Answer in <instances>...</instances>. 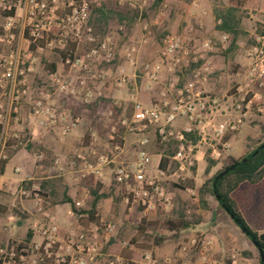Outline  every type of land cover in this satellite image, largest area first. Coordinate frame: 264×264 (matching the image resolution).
I'll list each match as a JSON object with an SVG mask.
<instances>
[{
    "label": "built area",
    "instance_id": "1",
    "mask_svg": "<svg viewBox=\"0 0 264 264\" xmlns=\"http://www.w3.org/2000/svg\"><path fill=\"white\" fill-rule=\"evenodd\" d=\"M109 2L116 6L128 4L131 8L138 9L140 15L145 5V1L137 5L132 0H0V177L1 165L7 161L9 152L24 144L23 131L18 128L16 114L28 97V76L34 71L37 55L47 50L65 51L72 44L69 55L63 61L68 68L66 79H60L56 74L50 75L53 95L59 93L74 96L83 103H89L95 90L107 82V74L99 67L112 64L116 60V53L108 38L99 39L93 34L89 18L93 8L106 6ZM159 14L162 15L163 11L160 10ZM194 32L195 28L190 25L185 26L178 34H165L155 59L135 65L134 77L138 75L148 83L155 84L160 82L164 71L181 72L190 62ZM149 36V27L143 25L138 40L124 48L125 57L131 60L136 56ZM221 40L225 42L227 35H222ZM213 49L211 41H204L197 50L202 52L198 58L204 59V53ZM118 69L117 77L113 79L120 86L119 79L125 70L121 67ZM212 70L208 62L202 68L194 69L189 79L176 91L173 101L164 97L145 106L137 100L136 93L130 95L132 114L123 125L129 132H143L153 128L155 140L160 144L176 141L177 150L171 157V162L176 167L172 176L179 180H184L185 174L190 173L196 150L204 148L210 151V155L219 156L218 150L228 149L226 139L239 130L242 118L252 108L259 113L264 112V46L251 49L247 53L245 67L237 73L239 78L245 77L246 81L236 89L233 98L235 117L225 114L222 110L223 103L206 91ZM73 73L78 75L76 80H68ZM252 85L263 92H254ZM49 101L46 96L28 100L29 114L40 126L49 127L57 137L64 138L77 128L80 119L56 109ZM178 118L185 119L187 125L175 130L174 123ZM89 140L90 148L96 145L98 137L94 131L89 133ZM144 145L145 142L140 143L133 162L119 161L123 146L116 140L113 132L110 136L109 155H100L93 147L87 154H76L72 164L74 179H102L105 170L111 168L112 181L117 187L124 189L121 200L126 210L131 213L140 209V214L145 216L152 209L150 190H158L154 178H165L166 172L153 168ZM42 159L43 156L39 153L37 160ZM54 166L57 167V162ZM184 191L194 195L192 188L187 187ZM15 193L31 201L36 211L47 219H43L36 227L38 241L21 248L9 242L0 243V264H90L103 256L105 246L115 234V223L93 224L88 229H80L61 238L58 235L59 229L46 215L47 202L40 195L39 185L25 187L21 184ZM211 245L210 240L192 236L178 246L174 255L159 260L151 251H145L141 262L195 264L188 259L190 251L194 249L203 258L202 264H213L206 258ZM120 247L126 249L127 243H120ZM231 259L236 260V256L232 254ZM106 264H129V261L122 254H117L108 256Z\"/></svg>",
    "mask_w": 264,
    "mask_h": 264
},
{
    "label": "rangeland",
    "instance_id": "2",
    "mask_svg": "<svg viewBox=\"0 0 264 264\" xmlns=\"http://www.w3.org/2000/svg\"><path fill=\"white\" fill-rule=\"evenodd\" d=\"M132 1H134V3L137 5L142 4V2L145 1V5L142 9L141 15L138 9H133L128 4H123L122 6H116L114 5L113 2H109L106 5L108 9L115 11L116 13L117 12L126 13L127 11L131 12L136 10L138 12V16L135 22L131 25V27H128L126 24L119 23L116 17H114V19L110 22L108 27V34L106 38H108L109 42L111 43V46L114 48V51L116 53V60L112 64H106L108 65L106 67H104V65H101L103 68H99L107 74L108 80L104 85H102L100 88H97L95 90L94 97L91 99L89 103H83L80 98L75 97L74 99L76 102L75 105L79 107L80 110L82 109L87 110L86 113H88V115L91 114L90 117H92L93 120L95 117L94 115H96L98 119L99 117L103 119L100 121V126H99L100 130L99 129L98 130L101 131V134L105 138V141L107 142L109 141L110 143V136L113 133L110 132V130L113 127L116 130V131L114 130V135L119 143L122 144V142L124 141L123 140L124 137L127 135H134V138H136L139 134H147L150 135V137L152 138V146L154 148H159L161 152H163L161 146H165V144H160L155 140V133L153 128H148L143 132H138V131L129 132L126 130L125 126L123 125V123L129 121L132 114V102L130 96L128 95L129 97L128 100L127 101L125 100L126 92L131 90V87L127 85V80L134 83V93L136 92V94L138 95L139 102H141V100L146 97L147 98L149 97V99L152 98L150 97L152 93H153L152 95L155 94L153 98L156 97L164 98L160 95L161 93H166L165 98H168L169 100L173 101L176 95V91L182 87L183 83L187 79H189L191 72L194 69L202 68L204 62H208L212 66L213 70L209 75L207 85H209L211 89H215L214 90L215 93H213L212 90L211 91L206 90V91L214 97L215 96L218 97L217 95H220L218 98L221 99L222 95L232 90V84L222 85V81L223 80L226 81L225 79H227V77H229L228 79L230 81L231 77L234 75L233 74L234 72L236 71L241 72L243 70L242 64L247 60V53L251 49H253L256 44H259L260 46L262 45L261 44L262 41L258 39L255 40L256 44L254 45L253 39L256 33V29L258 28V25H264V1L247 0L244 8L241 10L242 12L240 14L241 22L239 25V34L237 35L234 43H232V38L230 36H227V40L223 42L221 40L223 34H215V35L211 34V36L204 35L203 33L199 34V37L195 38L191 44L190 62L186 67L182 68L181 72H179L178 70L168 74L166 72V74L162 75L160 82L154 84V83H148L147 81L138 77V75L134 77V73L128 72L122 67L125 71L123 74H121L122 76L119 79L121 80V85L117 86L113 78L117 77L116 70L118 69V67H120V65L124 61H126V57L123 53V50L127 45L135 43L138 40L143 25H147L149 27L150 36L146 44H144L140 49L137 65L151 62L155 59L157 53L161 48V39L165 34L170 33V30L168 31L166 29L165 22H167L168 19H175L176 16H182V14H184L183 10L187 8V5H191L192 2L198 1V3L199 2L202 3L204 7H209L211 9L225 8L228 6L226 0L225 1L224 0H161L157 4V6H155L156 0H132ZM257 4L262 8L263 12L254 10ZM160 10L163 11L162 15L159 14ZM1 22H2V15L0 14V24ZM120 28H122V30H120ZM212 31L214 30L212 29ZM204 41H211L213 43L214 49L211 52H205L204 59H200L198 58V55L202 52L201 51L197 52V50L200 48L201 44ZM145 48H148L153 51L152 54L148 57L141 56ZM71 49H72V44H70L65 51L60 52V51L47 50L43 54L37 55V62L34 71L28 76L29 94L26 101L37 98L39 97L38 95H41L42 93L51 94V90H50L51 74H56L60 79H66L68 75V68L63 64V61L69 55ZM60 53H65L68 55L65 58H61ZM50 64H53L56 67L54 73L50 71L49 68ZM235 66L238 67V70L233 69V67ZM221 67L223 70L222 69L220 70ZM223 71L224 74L222 75ZM76 77H78L77 73L70 74V78H68V80H76ZM114 89H120L123 93V94L121 93V95H125V96H123L122 99L111 98L110 96L112 95ZM252 90L258 93L263 92L260 88L254 85H252ZM216 91H218L217 95H216L217 93ZM110 92L112 93L110 94ZM63 96L65 97V95L63 94L56 93L52 97L54 100V106L56 108L61 107L62 99H65ZM69 97L74 98V96H69ZM225 99L226 97L223 98V100ZM20 108L21 105L16 114V118H17L16 122L18 124L21 123L22 126L21 128H23V124L27 125L29 122L25 116V114L28 111H27V107L26 109L22 107L21 110ZM242 122H244L248 127V130L245 132L246 135H248V138L246 141V145L242 147L241 151L239 152V154L236 156L235 159H239L247 152L248 150L247 145L249 140L264 141V112L259 113L256 111L255 108H252L249 111L248 115L242 118ZM180 129H175V130H180ZM95 130L96 129L88 130V134L85 136V138L89 139V133L91 131H94L96 134H98L97 131ZM239 130H241V128H239ZM23 133L24 130L22 134ZM49 134L52 136V138L56 140V138L53 136V134H51V132ZM131 139H132L131 136L128 137V140ZM32 142L34 143L32 155L34 154L37 155L39 154V149L37 148L36 145H38L39 143L35 142L34 140ZM94 146L92 147L95 149L96 146L95 147ZM11 152L13 151H10L9 154ZM76 152L78 151L75 150L73 152H70V154L66 157L67 161H69L70 163L74 161ZM218 153H219V156L217 157L218 164L211 170L209 177L213 175L217 170H219L223 164L230 163L229 160L230 156L226 154V151L218 150ZM102 155H108V154L102 153ZM61 158L65 160L64 156L62 157L47 156V159L44 160L45 162L44 166L46 167L45 173L43 174L39 173L37 175L51 176V173H49L48 168L51 165H53L55 159H57L59 163H61L60 161ZM58 161H57V167L59 164ZM204 163L205 162L203 161H199L198 166L200 170L204 168L205 165ZM173 165L174 163L169 164L167 169L171 171ZM172 174L173 172L171 174L166 173L165 178L164 177L154 178L155 187H157L158 190L156 191L154 188L150 190V195H151L150 202L152 209L149 210L147 215L142 216L140 214V209H137L134 212L129 213L126 210L125 206H123L124 207L123 210L127 216L134 213V219L130 220L129 221L130 223L128 222L129 223V226L127 227L128 231L125 232L126 233L125 235L123 232L121 236H113L111 242L105 246L103 256L96 259L90 264H106V259L108 258V256L117 255V254H122V255L125 254L126 256L130 257V259L132 258L134 260L141 257L142 253L145 251H151L154 254L152 248L157 244V241H161V237H165L168 233H170L166 231L165 228L166 222L167 221L177 222L180 220L181 217H183L184 220L188 221L190 224L201 223V230L196 231L193 235V236H198L200 240H206V241L210 240L211 242L216 241L217 237L215 232H217L216 231L217 229L215 228V226L217 222H219L220 227H222L226 231H229V233L233 236L234 241L237 240L238 242L239 239L240 240L246 239L245 236H243V234L241 233L240 229L221 210L218 203L212 197H209L207 199V204L204 207L199 200L198 192L194 191V195H190L184 191L185 188L182 190L183 192L180 191V189L176 188L179 182L183 180L177 179L176 177L172 176ZM190 176H191L190 173L185 174L184 180L189 178ZM34 177L37 176L34 175ZM82 181L85 182L86 185L85 187L87 189L83 192L84 194L86 192L89 193L90 189H93L96 186V182H97L95 180H92V178L89 180L83 179ZM102 191L108 193L109 190L103 189ZM110 191L112 193V197L114 198V193L116 191H118V193H122L124 189L122 187H118L117 189L112 185ZM232 197L236 201L238 205V209L241 215L243 216V218L245 219L246 223L248 224V226L253 231H258L263 229L264 228V179L257 185H251L247 182L242 183L238 187V189L232 194ZM12 200L13 201H10V199L8 200L10 201L8 205L12 203L15 208L13 207L11 209L12 212L9 213H6L7 211L0 212V224H4L9 229H11L9 232V234L11 235V237L9 238L11 239L9 241L12 242V240L15 239V242H12L14 245L19 243V242L17 243V241H21V242L25 241L27 235L28 234L31 235L32 230H30V228L25 230L24 226L17 225L16 221L19 218L15 213H19L25 216L26 212H24L25 214L21 213V211L18 210V206H16V200L14 198H12ZM29 202L31 203V201ZM104 202L109 204L110 200ZM48 206L49 204L47 203L45 209H47ZM33 208L36 211L34 206ZM78 208H83V207H78ZM114 208L115 206L114 204H112L109 209L110 212H112ZM217 210H220V212L217 213ZM36 213L38 212L36 211ZM38 214L42 215L41 213ZM42 217H44L43 219H47L44 215H42L41 221L43 220ZM107 219L109 218L107 217ZM80 220L84 225V229H88L90 227L89 223H87L86 217H83ZM104 222L115 223V221L103 219L101 222L100 220H98L96 224L101 225ZM137 227L146 228V233L140 235L137 232ZM211 229L213 230V232L211 231ZM221 233L223 232H218V235L220 236ZM58 235L61 238H65L67 236L65 232H62L60 230L58 231ZM188 239L189 238H187L186 240ZM186 240L182 237L181 239H176V241L174 242V252L172 255H174V253L177 251V248L181 244V241H186ZM31 241H32V237L30 242ZM122 242L127 243L126 249H122L120 247V243ZM238 248H230L229 251L226 252L225 257L229 255L228 257L230 261L232 260L231 259L232 254H234L236 258H241L244 252L240 250L241 248L240 249ZM212 251L213 249H211L209 253H212ZM198 256H199L198 250L192 249L189 253L188 259L190 260L193 258L196 259ZM129 262L131 264H134L131 260H129Z\"/></svg>",
    "mask_w": 264,
    "mask_h": 264
},
{
    "label": "crops",
    "instance_id": "3",
    "mask_svg": "<svg viewBox=\"0 0 264 264\" xmlns=\"http://www.w3.org/2000/svg\"><path fill=\"white\" fill-rule=\"evenodd\" d=\"M225 1V0H224ZM227 1V5L229 4V0ZM264 1V0H263ZM258 8V9H257ZM215 8H209L204 7L202 3H198V1L192 2L191 5H187V8L183 10L184 14L182 16H176L175 19H168L167 22H165L166 29L172 34H178L182 31V29L185 26H193L195 28V32L193 33V38L199 37V34L204 35H210L211 34H221L218 31H216V18L214 15ZM255 11L258 10L259 12H263L262 8L257 4ZM201 25V27H199ZM212 29L214 31H212ZM193 39V40H194ZM258 40L262 41V46H264V37L257 38ZM152 50L145 48L143 50V53L141 56H150L152 54ZM140 51L137 53L136 56H133L132 59L126 58V61H124L120 67L124 68L126 71L134 73L135 71V65L138 64V58H139ZM205 63V62H204ZM247 63L244 62L242 64L243 68L245 67ZM119 67V68H120ZM222 67L220 68V70ZM233 69L238 70V67H233ZM119 69L116 70V74L119 72ZM223 70V69H222ZM167 71H164L163 75L166 74ZM237 71L234 72L233 76L231 77L229 81V77L225 79L226 81H222V85L225 84H232V90L228 91L226 94L221 96V99L218 98L220 95L218 94V91H216V95L222 104V110L225 114H229L232 117L236 116V113L234 111V108L232 107V102L234 95L236 93V89L238 87H241L245 84V77L239 78L237 76ZM168 74V72H167ZM224 74V71L222 75ZM126 83V82H125ZM110 84V83H109ZM115 84V83H114ZM111 85V84H110ZM127 85L131 87V90L126 92V101L128 100V95L134 94V83L127 80ZM116 87V86H115ZM50 90H51V83H50ZM120 89H114L111 98H120L122 99L123 96L121 95L122 91ZM206 90L211 91L215 93V89H211L209 85H206ZM137 91V90H136ZM52 92V91H51ZM136 93V92H135ZM123 94V93H122ZM153 94V93H152ZM150 95L147 98H144L141 100L140 103H142L145 106H150L151 104L161 100V97L153 98L154 95ZM166 93H161L160 96L165 97ZM39 97H49V102L51 105L54 106V100H53V94L49 93H42L41 95H38ZM157 96V95H156ZM64 97V96H63ZM137 100L138 95L136 94ZM226 97L225 100L223 98ZM65 99H62L61 101V107L55 108L59 110H63L68 112L71 116H76L80 119V124L77 126L76 129H74L68 136L64 138H59L55 135V131L53 129H50L49 127L40 126L39 123L34 119L28 111V104L26 100L21 105V108L24 107L26 109L27 107V113L25 111V116L27 120L29 121L27 125L23 124V128H21V123L18 124V128L20 130H24V133L22 134L24 136V144L19 147L17 150L13 151L12 154L8 157L7 162L3 168V172L0 177V211H7L6 213L12 212L11 209L14 207V205L11 203L8 205L10 201H13L12 198L16 200V206H18V210L21 211V213L25 214V216L19 213H15L19 219H17L16 223L17 225H22L25 227V230L30 228L32 230L31 237L32 241H38L39 238L37 236V225L41 222V216L40 214L36 213L34 210L32 204L26 200L25 198L19 197L18 194L15 193V190L21 186V184L24 186L31 184H37L40 187V182L44 177H61L63 179V183L66 187V195L71 199V201L74 203L75 207H86L88 200L90 199V195L88 192L85 194L83 193L86 189L85 182L82 181L83 179H91L97 181L96 186L99 184L101 186V192L102 190L107 189L110 191L111 186L113 185L118 189V187L114 184L112 181V169L108 168L104 172V176L102 179H96L94 177H88L83 178L79 180L74 179V175L72 174L73 171V161L70 163L67 161V156L70 154V152L78 151L77 153H89L92 149L90 148V142L89 139H86L85 136L88 134V130L90 129H96L98 135V141L96 143L95 151L102 155V153L110 154L111 148L109 146V141H105V138L102 136L99 126L100 121L103 120L102 118L94 115V120L91 116V114L88 115L87 110H80L79 107H77L75 104V97H69L65 96ZM118 100V99H117ZM20 108V110H21ZM87 108V106H86ZM92 108V107H90ZM97 117V119H96ZM25 118V119H26ZM92 120V122H91ZM94 123V124H93ZM31 124V125H30ZM187 125V121L183 118H178L174 123L175 129L183 128ZM241 130H239L234 135L228 137V149L226 150V154L229 155L231 158H236V156L241 151L242 147L246 145V141L248 138V135H246V131L248 130V127L244 122L241 123L240 127ZM99 129V130H98ZM108 130V129H107ZM115 128H111L110 132H114ZM116 131V130H115ZM53 134V136L56 138H52V136L49 134ZM27 135H29V139H27ZM132 137L131 140H128V137ZM38 142L39 144L36 145L39 149V153L43 156V159L41 162L36 161L37 155H32L33 145L34 143L32 141ZM122 142L123 146V153L119 157V161L129 163L133 162L137 156V151L140 148V143L145 142L144 149L146 152L150 155L152 160V166L153 168L159 169V163L162 158L163 152L159 148H154L152 146V138L150 135L147 134H139L136 138H134V135H127L123 139ZM31 143L32 147L28 146V144ZM207 150L204 148H200L194 152V161H195V173L192 176L193 180V187L192 189L195 192H198V190L202 187L204 182L209 176H205L204 169L206 164L204 165V168L202 170L199 169L198 163L199 161L205 162V155ZM47 156L51 157H65V160L61 158V163L57 159H55L54 163L58 161V167L51 165L48 169L49 173H51V176H38L37 174H43L46 171V167L44 166V160L47 159ZM217 154L213 155L211 154L212 158L217 159ZM229 157V158H230ZM92 158V157H90ZM63 160V161H62ZM61 169V171H59ZM37 176V177H34ZM30 184V185H31ZM29 185V186H30ZM182 191V190H180ZM183 192V191H182ZM122 193H118L116 191L114 193V198H108L101 200L96 207L97 216L99 217L100 222L105 220H112L116 223V231L114 236H121L124 232L128 231L127 227L129 226V221L134 219V213L130 215H126L124 212V205L122 203V200L120 199V196ZM10 199V201H8ZM110 200V203H106L104 201ZM80 203H83V205L80 206ZM114 204L115 208L112 212H110V206ZM15 208V207H14ZM122 212H121V211ZM220 210H217V213H219ZM5 215V214H4ZM46 215L48 216V219L53 221L54 225L62 232H65V234L69 233H75L80 229H84V225L82 223L81 216H77L75 213L72 212L70 204H60L53 206L52 208L46 209ZM107 217L109 219H107ZM44 217H42L43 219ZM112 218V219H111ZM24 219V220H23ZM129 222V223H128ZM218 223V224H217ZM216 223L215 228L217 229L216 233V241L212 242L211 249H213L212 253H209L207 255V261L209 263L213 264H261L260 263V255L257 250V248L247 239L242 240H233V236L229 233V231L224 230L222 227H220L219 222ZM96 223H89L90 225H93ZM11 229H9L6 225L0 224V243H5L8 241L9 243L13 244L12 242H15V239L10 242L9 240L11 238V235L9 234ZM201 230V223L200 224H190V226L180 231L179 233H168L165 237H161V241H157V244L152 248L155 256L161 260L164 257H167L169 255H172L174 252V242L176 239L184 238L185 240L187 238H190L194 235L196 231ZM213 232V230L211 229ZM218 232H223L221 235H218ZM257 233V236L259 237L260 241L264 243V228L258 231H254ZM7 235V236H4ZM10 235V236H9ZM244 236V235H243ZM177 237V238H176ZM239 238V237H238ZM246 238V237H245ZM4 240V241H1ZM187 241V240H186ZM181 241V243L186 242ZM240 241V243H239ZM20 243L21 241H17V243ZM30 242V243H31ZM236 243V244H235ZM235 244V245H233ZM240 247V248H238ZM230 248H238L241 251H243V256L241 258H236V260H229V255L225 257L226 252L229 251ZM129 254V253H128ZM127 254V255H128ZM229 254V253H228ZM130 258V257H128ZM226 258V259H225ZM134 264H142L141 257L138 259H130ZM190 261L195 264H202L203 258L199 255L196 259L193 258Z\"/></svg>",
    "mask_w": 264,
    "mask_h": 264
},
{
    "label": "trees",
    "instance_id": "4",
    "mask_svg": "<svg viewBox=\"0 0 264 264\" xmlns=\"http://www.w3.org/2000/svg\"><path fill=\"white\" fill-rule=\"evenodd\" d=\"M161 0H156L155 6ZM247 0H229V4L225 8H216L214 10L216 18L215 29L223 35L230 36L232 38V43L235 42L237 35L239 34V25L241 22V10L244 8ZM138 16V12L127 11L126 13L115 12L107 8V6L95 7L91 11L89 18V25L93 29V34L99 39H104L108 34V27L110 22L116 17L117 21L121 24H126L128 27L135 22ZM264 37V25H258L256 33L253 39V44L255 45V40L257 38ZM255 46H260L256 44ZM34 48V47H32ZM68 54L60 53L61 58H65ZM108 65H104L106 67ZM50 71L55 72L56 67L53 64L49 65ZM99 68H103L100 66ZM29 139V135L26 137ZM191 138V137H190ZM193 138V136H192ZM228 139H226L227 141ZM264 144V141H253L249 140L247 145V152L240 157L239 159L229 158V164H223L219 170H217L213 175L208 177L202 187L198 190L199 200L201 204L205 207L207 204V199L212 197L219 205L221 210L232 220V222L240 229L241 233L248 239L251 243L256 242L258 246L262 249L264 254V243L260 241L257 233L254 232L246 223L245 219L241 215L236 201L233 199L232 194L238 189V187L247 182L251 185H257L264 179V148L260 146ZM28 146L32 147V144L29 143ZM167 146V147H166ZM178 144L176 141H170L161 146L163 151L162 158L159 163V169L165 171L168 174H171L175 170V164L171 171L167 169L168 165L173 163L171 162V157L177 150ZM166 147V148H165ZM12 152L9 154V156ZM246 159L245 162L243 160ZM7 161L3 162L1 165V173ZM45 164V162H44ZM205 176H209L211 170L218 164V159H213L210 157V151L206 152L205 155ZM237 164L234 170L228 172L221 178H217V175L220 174L225 168ZM190 175L195 173V161L189 169ZM31 183H29L30 185ZM25 185V187H29ZM186 187H193L192 176L189 178L180 181L176 186L177 189L183 190ZM40 195L46 200L49 204L48 208L60 204H70L71 210L77 216L81 218L86 217L87 223H97L99 217L97 216L96 207L97 204L104 199L112 197V193L101 192V186L98 184L93 189H90L89 195L90 199L83 208L75 207L71 199L66 195V187L63 183L61 177H44L40 182ZM1 212V211H0ZM190 226V223L184 220L183 217L179 221H167L166 222V231L179 233L187 229ZM245 230V231H244ZM137 232L141 235L146 233V228L137 227ZM248 234V235H246ZM31 235L28 234L25 241L18 244H14L19 248L25 247L30 243ZM253 244V243H252ZM124 258L128 261L130 258L123 254ZM129 264H131L129 262Z\"/></svg>",
    "mask_w": 264,
    "mask_h": 264
},
{
    "label": "water",
    "instance_id": "5",
    "mask_svg": "<svg viewBox=\"0 0 264 264\" xmlns=\"http://www.w3.org/2000/svg\"><path fill=\"white\" fill-rule=\"evenodd\" d=\"M260 148H264V144H262V145L260 146ZM245 161H246V159L243 160V162H245ZM236 166H237V164H233V165H231V166L225 168L220 174L217 175V178L219 179V178L223 177V176L226 175L228 172L234 170ZM244 231H245V230H244ZM246 235H248V234H246ZM252 243H253V245L257 248V250H258V252H259V255H260V263H261V264H264V254H263L262 249L258 246V244H257L256 242H252Z\"/></svg>",
    "mask_w": 264,
    "mask_h": 264
}]
</instances>
